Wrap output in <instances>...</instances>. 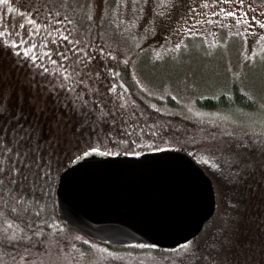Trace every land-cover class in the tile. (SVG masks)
I'll return each mask as SVG.
<instances>
[{
	"label": "trees",
	"instance_id": "trees-1",
	"mask_svg": "<svg viewBox=\"0 0 264 264\" xmlns=\"http://www.w3.org/2000/svg\"><path fill=\"white\" fill-rule=\"evenodd\" d=\"M12 60L21 64L12 71L23 72L29 80L6 87L5 68H0L1 259L15 262L20 248L40 246L48 233L65 228L79 237L73 247L76 258H94L97 264H264L262 101L230 83L195 96L188 108L169 94H148L121 65L117 77L130 102L117 108L108 101L93 106L47 90L43 76L26 72V61ZM34 92L43 99L38 106L24 100ZM142 119L150 122V129L156 125L154 136H160L148 151L185 153L204 170L214 189L213 214L196 237L174 249L90 239L60 221L54 209L57 176L79 155L89 150L133 156L147 151L132 134ZM211 133L216 136L209 137ZM194 136L198 140L191 142Z\"/></svg>",
	"mask_w": 264,
	"mask_h": 264
},
{
	"label": "rangeland",
	"instance_id": "rangeland-1",
	"mask_svg": "<svg viewBox=\"0 0 264 264\" xmlns=\"http://www.w3.org/2000/svg\"><path fill=\"white\" fill-rule=\"evenodd\" d=\"M261 25L264 0H0V68L6 87L19 79L24 85L29 78L12 71V59L26 61V72L43 76L47 90L87 105L130 102L117 77L121 65L148 94H169L188 108L195 96L230 83L264 105ZM34 93L24 100L38 106L43 99ZM140 124L132 134L154 150L156 125ZM78 239L61 228L40 246L20 248L15 262L0 253V264H97L76 258Z\"/></svg>",
	"mask_w": 264,
	"mask_h": 264
},
{
	"label": "water",
	"instance_id": "water-1",
	"mask_svg": "<svg viewBox=\"0 0 264 264\" xmlns=\"http://www.w3.org/2000/svg\"><path fill=\"white\" fill-rule=\"evenodd\" d=\"M214 199L210 178L173 150L86 151L60 170L53 194L58 219L90 239L167 249L198 235Z\"/></svg>",
	"mask_w": 264,
	"mask_h": 264
},
{
	"label": "snow or ice",
	"instance_id": "snow-or-ice-1",
	"mask_svg": "<svg viewBox=\"0 0 264 264\" xmlns=\"http://www.w3.org/2000/svg\"><path fill=\"white\" fill-rule=\"evenodd\" d=\"M3 2H6V0H3ZM231 14V13H229ZM261 27H264V25H261ZM183 247L187 248V245H184Z\"/></svg>",
	"mask_w": 264,
	"mask_h": 264
}]
</instances>
